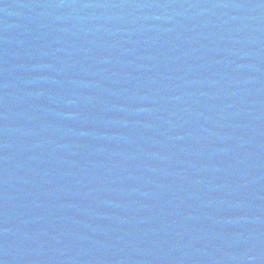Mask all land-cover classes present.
<instances>
[{
    "label": "water",
    "instance_id": "95a60500",
    "mask_svg": "<svg viewBox=\"0 0 264 264\" xmlns=\"http://www.w3.org/2000/svg\"><path fill=\"white\" fill-rule=\"evenodd\" d=\"M0 264H264V0H0Z\"/></svg>",
    "mask_w": 264,
    "mask_h": 264
}]
</instances>
